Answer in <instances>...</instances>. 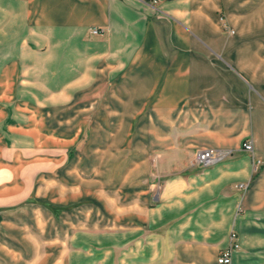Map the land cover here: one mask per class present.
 Segmentation results:
<instances>
[{
	"label": "crops",
	"instance_id": "obj_1",
	"mask_svg": "<svg viewBox=\"0 0 264 264\" xmlns=\"http://www.w3.org/2000/svg\"><path fill=\"white\" fill-rule=\"evenodd\" d=\"M260 27L264 0H0V264H218L232 232L264 264Z\"/></svg>",
	"mask_w": 264,
	"mask_h": 264
},
{
	"label": "built area",
	"instance_id": "obj_2",
	"mask_svg": "<svg viewBox=\"0 0 264 264\" xmlns=\"http://www.w3.org/2000/svg\"><path fill=\"white\" fill-rule=\"evenodd\" d=\"M90 32L93 34H100L103 32V29L95 26L90 28ZM244 148L247 150H252L253 149L252 142L250 140L244 142ZM223 156L224 153L215 149H210V148L201 149L195 153L193 163L197 165L207 166L220 160ZM239 187L246 188L247 184L241 183L239 184ZM231 241H232L231 246L228 249L224 250L219 255L218 264H232V252L233 250L238 249L240 247V243L238 241V235L236 232H232Z\"/></svg>",
	"mask_w": 264,
	"mask_h": 264
},
{
	"label": "rangeland",
	"instance_id": "obj_3",
	"mask_svg": "<svg viewBox=\"0 0 264 264\" xmlns=\"http://www.w3.org/2000/svg\"><path fill=\"white\" fill-rule=\"evenodd\" d=\"M226 30L230 31V32H234V29L232 28H226ZM264 30V27H260V33ZM263 33V32H262ZM109 258H112L111 252H109Z\"/></svg>",
	"mask_w": 264,
	"mask_h": 264
}]
</instances>
